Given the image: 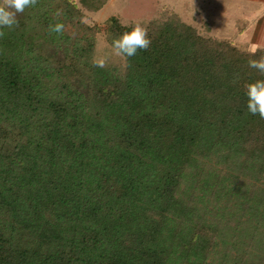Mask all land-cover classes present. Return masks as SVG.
Returning a JSON list of instances; mask_svg holds the SVG:
<instances>
[{"label":"trees","instance_id":"obj_1","mask_svg":"<svg viewBox=\"0 0 264 264\" xmlns=\"http://www.w3.org/2000/svg\"><path fill=\"white\" fill-rule=\"evenodd\" d=\"M83 9L39 0L3 29L0 264H264V119L246 96L264 47L175 13L111 16V47L136 23L152 43L99 68Z\"/></svg>","mask_w":264,"mask_h":264},{"label":"rangeland","instance_id":"obj_2","mask_svg":"<svg viewBox=\"0 0 264 264\" xmlns=\"http://www.w3.org/2000/svg\"><path fill=\"white\" fill-rule=\"evenodd\" d=\"M72 1L83 9L80 0ZM83 11V21L101 29L96 38L94 58H102L106 64H118L122 60L114 54L104 33L111 16H119L127 23L165 20L175 13L203 31L211 25L213 37L233 38L241 46H247L254 37L259 18L264 15V7L241 0H107L100 11Z\"/></svg>","mask_w":264,"mask_h":264},{"label":"clouds","instance_id":"obj_3","mask_svg":"<svg viewBox=\"0 0 264 264\" xmlns=\"http://www.w3.org/2000/svg\"><path fill=\"white\" fill-rule=\"evenodd\" d=\"M39 0H0V39L5 37L3 29H13L19 26L17 19L19 14L24 13L28 8H34ZM59 16L60 12L55 13ZM65 31L63 22L48 25V34H55L58 38L62 37ZM151 39L148 36L147 29L140 23H136L130 31L123 32L119 38L112 41L114 54L125 59L132 58L140 51H147L151 46ZM256 49L252 51L255 55ZM104 59H94L93 66L104 68ZM249 67L256 69L261 76H264V56L259 59H249ZM131 66V65H129ZM247 111L253 116H259L264 119V79H258L255 82L246 85Z\"/></svg>","mask_w":264,"mask_h":264},{"label":"crops","instance_id":"obj_4","mask_svg":"<svg viewBox=\"0 0 264 264\" xmlns=\"http://www.w3.org/2000/svg\"><path fill=\"white\" fill-rule=\"evenodd\" d=\"M241 1H248L250 4H258L259 7H264V0H241ZM250 48L256 47H264V15L259 18L257 26L255 28V34L250 44Z\"/></svg>","mask_w":264,"mask_h":264}]
</instances>
